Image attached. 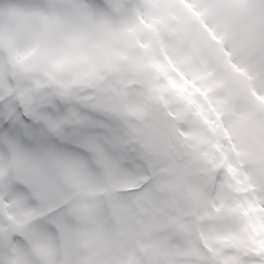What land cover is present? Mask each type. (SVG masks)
I'll return each instance as SVG.
<instances>
[{"label": "clouds", "instance_id": "9594fccd", "mask_svg": "<svg viewBox=\"0 0 264 264\" xmlns=\"http://www.w3.org/2000/svg\"><path fill=\"white\" fill-rule=\"evenodd\" d=\"M225 8L240 13L230 27ZM171 11L178 19H154L144 0H0L4 100L30 101L45 130L28 142L0 137V264H180L144 223L117 216L140 191L121 190L131 170L115 137L134 140L151 124L179 145L218 143L235 163L231 146L243 149L222 102L264 97V0ZM239 159L264 195V156Z\"/></svg>", "mask_w": 264, "mask_h": 264}, {"label": "rangeland", "instance_id": "374dc122", "mask_svg": "<svg viewBox=\"0 0 264 264\" xmlns=\"http://www.w3.org/2000/svg\"><path fill=\"white\" fill-rule=\"evenodd\" d=\"M144 2L151 5L152 10L158 14L153 17L154 19L158 20L160 16L168 15L176 20L178 17L171 9L186 3V0H144ZM187 6L191 8V4ZM223 15L226 27H230L240 13L225 8ZM140 47L146 48L147 45L141 44ZM5 94V85L0 83V101L4 99ZM256 99L260 104L250 106L242 95L229 94L227 100L222 102L225 105L223 115L231 118L234 133L243 150L237 148L235 144L231 146L237 157L236 162L232 163L222 146L218 143L215 145L214 151L222 150V159L218 161L215 172L224 168L225 175L222 181H218L216 187L214 183L217 179L208 178L206 175L202 178L198 173L206 170L208 166L199 167L198 172L194 171L193 175H189L187 187L193 203L182 192L181 171L173 161L164 158L159 164L154 165L148 152H145L146 149L143 150L145 144H148L146 127L149 128L150 124L137 129V138L134 140L115 137L120 150V159L126 162L131 170L130 175L123 181L124 187L121 190L140 191V195L134 198V207L117 208V216H130L144 223L145 237L152 240L159 248L170 249L169 254L180 264H204L207 257L203 252H207L212 259L217 256L226 264H235L238 257L235 251L231 250V246L234 245L235 250L243 246L239 242L241 234L245 231L249 243L255 241L258 254L264 253V195L255 192L256 185L249 183L248 174L243 171L244 160L239 159L244 156L259 160L264 156V97L257 96ZM22 102L30 103L23 100ZM133 114L143 119L145 112L143 108H136ZM171 115L174 117L176 113ZM159 133L164 135L161 131ZM200 142L207 143L197 140L188 147L192 150ZM136 143L140 144L142 150L133 147ZM228 194L233 197L231 201ZM2 195L3 186H0V196ZM226 203H229L231 208L223 213ZM49 210L54 211L55 208ZM226 219L228 223H224ZM200 221L204 222L200 223ZM238 221L242 223L241 226L236 224ZM232 235L238 240L235 242L229 240ZM2 240L3 237L0 236V241ZM128 264H138V262L130 257Z\"/></svg>", "mask_w": 264, "mask_h": 264}, {"label": "snow or ice", "instance_id": "6c2138e0", "mask_svg": "<svg viewBox=\"0 0 264 264\" xmlns=\"http://www.w3.org/2000/svg\"><path fill=\"white\" fill-rule=\"evenodd\" d=\"M45 135L29 104L0 101V137L28 142ZM249 264H264V253L251 256Z\"/></svg>", "mask_w": 264, "mask_h": 264}, {"label": "trees", "instance_id": "16d2710c", "mask_svg": "<svg viewBox=\"0 0 264 264\" xmlns=\"http://www.w3.org/2000/svg\"><path fill=\"white\" fill-rule=\"evenodd\" d=\"M206 143L200 142L198 143L197 147L193 151V168L196 172L197 169L200 168H206V170H203L202 172H199L200 176H210L215 171L216 166L218 165V161L222 159V153L220 151H214L215 145H211L208 150H201V148ZM214 153H219V159L214 155ZM154 156V154L152 155ZM200 164V165H199ZM242 240L245 243L246 241V235L242 234ZM242 251L244 254L253 253L254 250L252 248H246L243 247Z\"/></svg>", "mask_w": 264, "mask_h": 264}, {"label": "water", "instance_id": "95a60500", "mask_svg": "<svg viewBox=\"0 0 264 264\" xmlns=\"http://www.w3.org/2000/svg\"><path fill=\"white\" fill-rule=\"evenodd\" d=\"M167 150L170 156L173 158V160L180 166L184 167V171L182 175L183 176L182 185L186 191L185 176L190 168L189 154L187 148L185 147V145H179L172 140V142L168 145Z\"/></svg>", "mask_w": 264, "mask_h": 264}]
</instances>
